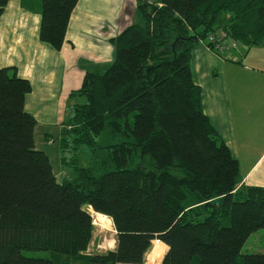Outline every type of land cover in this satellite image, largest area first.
<instances>
[{
    "label": "trees",
    "instance_id": "1",
    "mask_svg": "<svg viewBox=\"0 0 264 264\" xmlns=\"http://www.w3.org/2000/svg\"><path fill=\"white\" fill-rule=\"evenodd\" d=\"M40 1L39 39L61 50L79 0ZM222 30L262 44L264 0L140 2L137 21L111 40L114 61L70 94L80 99L62 130L60 163L73 169L62 180L36 148L31 82L0 69V264H145L156 241L167 248L161 264H264V254H242L264 229V187L241 184L192 79L194 49ZM87 208L112 220L114 250L87 253ZM49 250L54 260L23 253Z\"/></svg>",
    "mask_w": 264,
    "mask_h": 264
},
{
    "label": "crops",
    "instance_id": "2",
    "mask_svg": "<svg viewBox=\"0 0 264 264\" xmlns=\"http://www.w3.org/2000/svg\"><path fill=\"white\" fill-rule=\"evenodd\" d=\"M158 1L79 0L66 41L56 50L39 39L40 1L33 7L9 0L0 17V69L17 68L19 76L31 82L25 108L35 117L44 144L60 145L59 132L72 114L67 98L81 88L87 71L104 70L114 61L111 40L137 21L138 4ZM204 45L193 51L195 71L191 60L204 112L238 160L241 184L264 187V41L223 54ZM44 129H59L58 136Z\"/></svg>",
    "mask_w": 264,
    "mask_h": 264
},
{
    "label": "rangeland",
    "instance_id": "3",
    "mask_svg": "<svg viewBox=\"0 0 264 264\" xmlns=\"http://www.w3.org/2000/svg\"><path fill=\"white\" fill-rule=\"evenodd\" d=\"M30 2L33 5V7L37 6V0H30ZM204 41L208 42V38H206ZM204 46L207 47L206 45H204ZM254 46H258V45H254ZM247 47H253V46H247V45L242 44L241 42H238V47L236 50H239L242 48L247 49ZM114 51H115V48H114ZM231 51H235V50H231ZM249 57H251V56H249ZM228 59H230V58H228ZM235 59L238 61V57H235ZM230 60H232V59H230ZM239 61H243V59L239 57ZM192 63H193V69L195 71L194 61ZM244 64L250 66L252 63L244 62ZM215 67L219 68V70H220V66H217V64L215 65ZM251 68L256 69V67L254 65H252ZM194 71H193V73H194ZM78 99H80V98L71 100L70 95H69V97L67 98V104L68 103H72V104L76 103ZM81 99H82V103H84L85 99L84 98H81ZM68 120L66 121V123L68 122ZM58 130L59 129H48V130H45V132L47 134L54 136V137H57L58 136V133H57ZM39 133H40V131L37 130V128H36V131H35L36 148L38 150H42V151L46 152L49 155L50 160H51V164L53 165L55 173L60 178L59 180H62L64 177H67L69 175V173L72 172L73 169L67 168V171H66L65 168L62 167V165L60 163V155H61L60 146L61 145H59V146H57V145L48 146L47 145L48 142H45V144H44L43 135L41 136ZM59 134H60L59 135L60 140H57V142L59 141V143H60L61 137H62V130H60ZM63 144H64V141H63ZM75 151L77 152V150H75ZM72 154L70 152L71 157H72ZM81 157L84 159L83 164H87L86 155L83 153L81 155ZM92 216H93V214H92ZM93 221H94V217H93ZM108 223L106 224V226H107L106 228H103V227H100V226H97L94 224L96 229L94 232L93 242L87 251L88 254H103L109 250L115 249V247H114L115 245H113V244L116 243V240H115L116 231L114 230V226H113L112 220L110 218H109ZM111 242H113V243H111ZM162 244L159 243L158 241L154 242L153 248L150 250V252L147 255V259H146L145 264H161L162 263L163 257L167 251L165 244H163V245ZM23 253L25 256H27L29 258H36V259L54 260L58 256V254H56L55 252L50 251V250L49 251H24ZM256 253L264 254V229H260V230L256 231L255 233H253L247 239L246 243L244 244V246L242 248V254H256ZM62 257L65 258L66 256H62ZM70 260L75 261V259H70Z\"/></svg>",
    "mask_w": 264,
    "mask_h": 264
},
{
    "label": "built area",
    "instance_id": "4",
    "mask_svg": "<svg viewBox=\"0 0 264 264\" xmlns=\"http://www.w3.org/2000/svg\"><path fill=\"white\" fill-rule=\"evenodd\" d=\"M225 39L229 41V45L225 43ZM208 41L214 45L212 50L220 54L226 53L231 49L236 48V42L234 40H230L227 36V33L223 30L216 36H210Z\"/></svg>",
    "mask_w": 264,
    "mask_h": 264
},
{
    "label": "bare ground",
    "instance_id": "5",
    "mask_svg": "<svg viewBox=\"0 0 264 264\" xmlns=\"http://www.w3.org/2000/svg\"><path fill=\"white\" fill-rule=\"evenodd\" d=\"M235 42H236V48H237V45H238V42L235 40ZM208 44H207V46L209 45V44H211L212 46H208L209 47V49H213L214 48V45L212 44V43H210V42H207ZM225 43L227 44V45H229V41L227 40V39H225ZM216 53H218V52H216ZM220 54V53H219ZM89 211L93 214V217H94V224L95 225H97V226H100V227H103V228H106L107 226H106V224L109 222V218L107 217V216H104V215H102V214H99V213H96L92 208H89ZM109 224V223H108ZM104 230V229H103ZM111 243H113V242H111ZM115 243V242H114ZM113 245H115L114 247H116V243L115 244H113ZM111 247V246H110ZM113 247V246H112Z\"/></svg>",
    "mask_w": 264,
    "mask_h": 264
},
{
    "label": "water",
    "instance_id": "6",
    "mask_svg": "<svg viewBox=\"0 0 264 264\" xmlns=\"http://www.w3.org/2000/svg\"><path fill=\"white\" fill-rule=\"evenodd\" d=\"M87 211H89V208H87Z\"/></svg>",
    "mask_w": 264,
    "mask_h": 264
}]
</instances>
